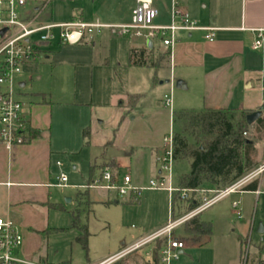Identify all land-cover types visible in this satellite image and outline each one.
Instances as JSON below:
<instances>
[{
  "label": "rangeland",
  "instance_id": "obj_1",
  "mask_svg": "<svg viewBox=\"0 0 264 264\" xmlns=\"http://www.w3.org/2000/svg\"><path fill=\"white\" fill-rule=\"evenodd\" d=\"M27 3L30 8L46 3L39 16L43 23L69 21L80 13L84 21L94 22L99 14L104 18L109 16L108 9L112 8L113 0H27ZM143 32L144 35L148 34L147 30ZM94 40V46L92 43L84 45L89 46L91 53L62 44L65 50L62 56L43 58L31 68L23 66L22 71L13 76L12 89L16 98L26 102V98L39 97V92L45 93L49 100L62 104L68 102L74 108H82L73 111L75 124L81 119L83 108L90 110L92 118L90 144L83 141L80 148L61 156L69 184L50 188V202H56L63 208L50 204L38 207L45 228L64 230L47 233L36 231L42 239L41 247L29 258L22 253V245L19 249L18 256L33 263L70 260L74 263L96 264L148 236L154 228L164 223L170 211L167 192L146 188L149 181L159 175L155 151L158 155L162 154L165 139L171 132L180 129L178 122L174 121V112L183 109L203 110L200 96L192 97L188 102L192 106L184 108L176 105L173 94L172 113L164 104L163 95L169 92V83L161 84L160 81L162 76L170 77L169 66H163L155 72L154 68L129 65L130 48L143 42L144 36L122 35L119 31L102 28L99 34H94ZM52 44L58 46L56 43L48 45ZM155 45L163 47L162 43L155 42ZM162 53L160 49L154 52L155 56ZM67 54L81 55L80 62H71L64 56ZM89 54L93 55L94 61L85 64L83 60ZM167 58L164 64L168 63ZM21 80L25 82L23 87L19 85ZM8 87V84H0V92ZM137 92L141 96L134 106L128 107L126 103L129 104L130 95ZM120 113L125 114L122 121ZM255 122L250 124L247 136L254 139V149L250 155L259 166L264 161V123L259 126ZM188 140L194 143L191 135ZM113 159L119 165V180L129 174L132 185L142 188L137 201L128 202V196H118L115 190L79 185L88 183L92 164L96 166L97 176L105 169L113 173L108 166ZM74 165L76 168H73ZM189 170V160L174 162L175 186L178 177ZM262 186L264 189V184ZM215 195L216 192H207L204 196L193 192L189 193L188 199L202 204ZM115 199L119 202H113ZM236 200L241 202V217H238L232 206V201ZM181 201L180 204L186 207ZM73 212L79 215L82 224L88 226V259L76 239L79 231L72 227ZM5 216V206L0 198V217ZM200 217L212 222V233L204 235L201 241H195L190 236L185 237L184 225L177 228L175 233L186 239V246L175 264L264 262V232H258L259 226H264V193L259 199L256 195L240 192L227 195L203 210ZM154 248V243L145 244L118 258L117 263L110 264H154Z\"/></svg>",
  "mask_w": 264,
  "mask_h": 264
},
{
  "label": "crops",
  "instance_id": "obj_2",
  "mask_svg": "<svg viewBox=\"0 0 264 264\" xmlns=\"http://www.w3.org/2000/svg\"><path fill=\"white\" fill-rule=\"evenodd\" d=\"M135 3V0H113L112 8L108 9L109 16L104 18L99 14L97 20L113 26L127 24L131 21ZM174 3L188 12L198 25L216 28L212 40L206 38L208 31L203 29L175 32V44L171 50L170 62L164 64L170 67V77L162 76L160 82L169 83V92L172 90L175 94L176 105L187 108L192 106L188 103L192 97L200 96L203 110L238 108L254 112L263 108L261 116L264 115V41L259 48L254 47L259 30H264V0H153L154 7L158 10L157 24L172 22ZM27 6L28 11L36 7L30 8L29 4ZM83 18L82 13L73 17L84 20ZM110 29L115 32L113 28ZM53 43L58 46L47 44L43 57L25 64L24 67L31 68L43 58L62 56L65 51L62 44ZM90 43L95 45L94 36L87 37L83 43L70 46L87 53L91 50L89 46L84 45ZM152 44L155 50L165 51L169 48L165 45L156 46L155 42ZM143 46H147L145 38L143 42L131 48ZM64 56L71 62H80L79 54ZM93 61L94 57L91 54L83 60L85 64ZM177 80H181L180 88L176 87ZM19 85L23 87L25 82L21 80ZM175 87L177 90H174ZM37 94L41 96L26 98V102L17 98L23 103L25 110L24 143L8 149L0 140V198L5 206L4 218L18 226L23 234L22 253L27 258L41 247L42 239L36 231L48 229L45 228L38 207L42 204H50L53 207L58 205L56 202H50V188L59 187L55 185L54 180L60 169H64V164L59 167L56 162L62 161L61 156L65 153L81 147L83 141H86L82 131L90 126L92 120L90 110L83 108L81 119L75 124L73 111L82 109L79 108L80 106L74 108L72 103L54 102L52 99H47L45 93ZM126 105L129 107V104ZM124 117L125 114L120 113V121ZM32 130L40 131V134L29 139ZM155 152L158 155L157 150ZM110 161L116 162L119 168L116 160ZM73 168L76 166L74 165ZM79 185L83 187L85 184ZM177 186L179 187L178 184ZM243 193L256 195L257 199L261 196H258L254 190H245ZM167 194L170 203L169 193ZM140 196L141 192L138 196L131 194L128 196V202L137 201ZM113 202L119 201L115 199ZM168 218L169 213L165 222L154 228L152 233L164 226ZM184 240L186 244V239ZM251 264L255 262L252 261Z\"/></svg>",
  "mask_w": 264,
  "mask_h": 264
},
{
  "label": "built area",
  "instance_id": "obj_3",
  "mask_svg": "<svg viewBox=\"0 0 264 264\" xmlns=\"http://www.w3.org/2000/svg\"><path fill=\"white\" fill-rule=\"evenodd\" d=\"M132 10L131 21L127 24L109 25L100 21L86 22L81 19H73L66 22L43 23L39 16L46 6L40 4L27 10V0H0V30L7 27L8 30L0 36V84H8L7 90L0 93V140L8 149L25 141L24 134V106L15 97L12 89L13 76L22 71L27 63L34 62L43 57L44 48L47 44L59 42L61 44L75 45L81 43L87 37H93L102 28H113L122 35L144 36L152 42H160L171 50L175 44V32L177 30L203 29L208 31L206 38L212 40L215 36L214 27H204L192 19L188 12L182 10L177 3L173 6V20L169 24H157L158 10L154 7L153 0H135ZM42 5H44L42 7ZM143 30L148 34L144 35ZM263 29L259 30L254 47L259 48L264 41ZM163 102L173 112V91L166 93ZM165 150L157 155L159 163V175L156 179H151L146 186L152 190H166L170 197V212L166 224L148 236L128 246L119 253L112 255L98 264H110L118 260L121 256L145 245L161 242L158 254V264H175L179 254L185 248V240L176 235V229L182 226L192 217L201 213L220 198L232 193L245 192L244 187L253 180H258V186L254 192L259 196L264 193L262 184L264 182V161L254 170L238 179L236 182L223 189L180 188L174 185V147L173 132L164 142ZM57 165L63 166V162L58 160ZM56 186H66L69 182L68 174L63 170L56 174ZM87 188H103L115 190L118 196H138L142 188L132 185V178L129 174L124 175L119 180L114 177L110 170H103L91 184H85ZM199 193L201 196L207 192H216V195L206 199L204 203L198 204L193 209L185 211L175 217L174 198L179 193V199H188L189 193ZM236 214L241 217L240 201L232 202ZM23 243V234L18 226L12 221L0 217V264H40L30 260L22 259L18 256L19 249Z\"/></svg>",
  "mask_w": 264,
  "mask_h": 264
},
{
  "label": "trees",
  "instance_id": "obj_4",
  "mask_svg": "<svg viewBox=\"0 0 264 264\" xmlns=\"http://www.w3.org/2000/svg\"><path fill=\"white\" fill-rule=\"evenodd\" d=\"M84 40L81 42L83 43ZM154 47L131 48L129 53V65L146 66L155 69V72L164 66L165 58L170 62L171 49L168 48L161 55L154 54ZM141 94H132L129 97V107L134 106ZM250 111L238 108H207L202 111L183 109L174 112V121L178 122L179 131L173 132V147L175 161L187 159L190 162V170L178 177L180 188H198L212 187L223 189L238 179L246 175L258 166L251 158L250 152L254 149V139L247 136L250 124L247 121V115ZM259 126L264 123L261 116L255 122ZM23 133V132H21ZM40 134V131H30L29 139ZM194 137V143L189 142L188 136ZM82 136L90 143V126L82 131ZM113 171V176L119 175L117 163L112 161L108 164ZM96 166L91 165L89 171L88 184L96 179ZM258 186V180L248 183L244 190H255ZM184 201V200H183ZM182 202L178 195L174 198L175 217L183 210L188 211L196 207L199 202L194 199H188L183 202L186 207L180 204ZM56 207L63 208L61 205ZM200 214L192 217L185 222V237L199 241L204 235H210L213 231V224L201 219ZM72 227L78 229L76 237L86 252L88 259V241L89 230L86 224H82L79 215L73 212ZM64 228H48L44 233ZM161 242L158 241L153 249L154 264L158 263V254ZM115 261V263H117ZM51 264H74L72 261H62Z\"/></svg>",
  "mask_w": 264,
  "mask_h": 264
},
{
  "label": "water",
  "instance_id": "obj_5",
  "mask_svg": "<svg viewBox=\"0 0 264 264\" xmlns=\"http://www.w3.org/2000/svg\"><path fill=\"white\" fill-rule=\"evenodd\" d=\"M7 30H8L7 27L1 29L0 30V36H2ZM147 47L148 48H152L153 47L152 40L150 38L147 39ZM180 83H181V80H177L176 81V87L177 88H180L181 87ZM262 109L263 108H260L259 110L254 111V112H250L247 115V121H248L249 124H252L253 122H255L261 116ZM258 232H261V233L264 232V226L263 225L259 226Z\"/></svg>",
  "mask_w": 264,
  "mask_h": 264
}]
</instances>
